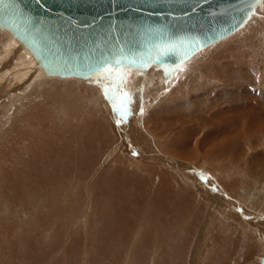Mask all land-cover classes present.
I'll use <instances>...</instances> for the list:
<instances>
[{
	"label": "bare ground",
	"instance_id": "obj_1",
	"mask_svg": "<svg viewBox=\"0 0 264 264\" xmlns=\"http://www.w3.org/2000/svg\"><path fill=\"white\" fill-rule=\"evenodd\" d=\"M6 39L5 37L3 41ZM27 52L30 54L29 58L23 57V54ZM12 56L13 61L25 59L23 63H20L24 67L16 69L18 74L14 78L20 80L23 76L27 77L34 68L33 63L36 62L33 55L27 48L20 47L15 56L14 54ZM221 56L222 54H219L216 58L220 59ZM199 60L196 56L190 63L187 60L188 64L182 74L183 78L187 76L196 81L200 80L201 85L195 86V83L188 81L184 85L181 84L182 89L190 84L192 86L189 90L181 91L179 88L174 90L170 96L172 99L165 102L166 112L171 113L172 110H176L177 101H180L186 92L201 93L205 97L202 100L204 107L212 102L213 107L217 108L218 105V108L214 110L210 106L212 114L208 120H201L199 124H195L194 128L181 127L179 132L174 131L176 134L172 135L167 134L166 130L178 125V122L186 118V115L176 113V117L169 116V118L165 115L162 126L165 133L160 139L161 143L154 142L151 145L148 142L151 138L148 137L142 143L144 146L137 148L143 159L155 160L160 164L158 167H148L150 175L145 176L127 171L124 168L127 160H123L121 155L113 158L112 164L116 168L110 163L94 184L95 191L92 198L98 212L92 216L94 230L90 241L92 250L88 248L85 250L89 261L94 253L96 264H120L127 248L132 247V250L128 249L132 253L125 255L127 258L123 259L128 261L127 264H145L157 244L165 247L168 253L160 264H241L239 259L243 258L248 262L252 258L251 247L245 240L232 239L233 245L228 244L229 235L223 226L225 220L234 218L241 225L245 224V227H259L264 231V209L247 208L237 200L229 198L225 191L235 193L239 188L244 189L247 181L250 182V180L249 178L242 179L243 174L257 176V172L254 173L252 169L248 171L246 165L247 159L256 155L250 153L260 142L264 141V88L260 87L264 83L260 78L259 81L253 77L257 70L252 67L251 62L235 63L232 61L234 63L219 64L211 60L209 64L202 66V63H198ZM40 69L36 71L40 72L36 76H45L46 79L38 84L31 82L30 88L33 91L30 90V93L33 92L35 97L31 94L28 96L31 97L33 103L38 102V97L42 96L46 98V102L41 101V103L34 104L37 106L35 120H38L37 122L33 121L34 113H32L26 118L17 120L18 123L13 124L14 128L11 132L7 129L8 131L3 133L2 141H0L1 188L4 195H7L5 199L9 203L18 206L19 202L26 207L31 204L32 208H35L34 206H38L40 201H45L46 207L50 210L48 217L61 216L64 218L77 213V210L69 206L64 209L63 206L53 208V204L58 200L59 203L63 202L61 199L67 198L64 201L69 200L73 207L79 205V201L75 199L77 191H74L72 195L74 199L70 201L71 186L73 183L81 186L87 176L90 175L91 179L96 176L95 167L99 160H103L99 159V156L111 140L109 134L112 131V125L107 117L100 113L87 115L86 104H96L95 96L87 93V88L74 87L76 83L73 84L75 81L73 82L72 79L48 76L43 68L40 67ZM153 72L155 73L154 69L149 72L147 79L144 77L146 73L139 75L137 72H129L126 74L123 90H126L128 94L127 98L124 96L122 103L116 100V96L103 95V86L109 85L111 79L102 80L97 84L98 91L102 93L101 96L107 100L106 106L114 109L111 103L115 101L116 106L121 109L119 112L112 110L116 117L127 110L134 116V118L131 117L133 119L131 122L135 121V124L139 125V118L134 112L139 103L136 101L137 96L134 92L140 87L141 91H145L146 87L143 83L147 86L149 81H157L156 78L162 71L159 70L156 74ZM250 77L251 80H258L256 83L259 88L250 85V87L243 86ZM233 87H237L238 90L244 89V92H237ZM247 88L249 92L246 91ZM118 91L121 92L120 89ZM151 92L156 98L157 92ZM117 99L120 101L118 96ZM120 117L123 115H119L118 120L121 119ZM5 121L7 122L8 119ZM147 122L149 124L151 120L148 119ZM71 123H75L76 128L73 130H71L73 125H70ZM34 126L35 128L32 129ZM139 127L141 128L140 125ZM197 136L201 138L196 141L195 151L201 160L197 161V164L191 161L195 163L186 164L187 166L183 165V167L185 168L184 174H189L187 176L191 180L203 184L198 193L184 186L181 188L175 175L165 170L164 165L168 166L171 162L174 168L180 169V172L182 171L181 166L168 157L169 162L160 152L164 150L166 153H175V155L179 152L182 157L196 160L198 156L195 155V151H188L187 146L194 148L193 141ZM219 136H222L223 143L216 144L213 148L211 147L212 149H199L200 145H213L216 143V137ZM142 138L140 136V140ZM259 157L263 159V153L253 157V159L256 158L254 162L258 163ZM217 171H220L224 177L238 174L240 178L227 183L225 180L221 181V177L216 178L215 175L218 174H212ZM230 205L233 210L237 211V215L228 212ZM209 206L213 209H209ZM142 209H144L143 217L140 213ZM212 220L214 224L216 223L214 231L209 226ZM37 224L36 231L37 229L41 231L42 228L50 230L52 227V222L47 218L41 219ZM6 232L8 230L0 229V264H46V260L50 257L46 253L50 249L41 246L40 239L27 240L22 244V241L14 242L11 239L2 241V236ZM208 235L210 238L205 245V238ZM72 247L77 251L79 244L73 242ZM190 248L193 252H190ZM39 254L43 257L42 260ZM239 254H241L240 258ZM54 264L60 263L55 262Z\"/></svg>",
	"mask_w": 264,
	"mask_h": 264
},
{
	"label": "rangeland",
	"instance_id": "obj_2",
	"mask_svg": "<svg viewBox=\"0 0 264 264\" xmlns=\"http://www.w3.org/2000/svg\"><path fill=\"white\" fill-rule=\"evenodd\" d=\"M3 37L4 38L6 37L8 40L6 39L5 41H3L4 40ZM0 38H2L0 39V66H1L0 67V114H1L0 115V119H1L0 120V141H2L3 133L7 129L8 130L10 129V132H11V129L14 128L13 124L15 122L18 123L17 120L26 118L32 113H34L33 121L36 120L37 106L34 104L41 103V101L46 102V98H44V96L38 97L39 98L38 102L33 103L32 99H30L31 97L29 98L28 96L30 94L33 96L32 94L33 92L30 93L31 92L30 90H32V88H30V83L34 82L38 84L40 83V81L42 82L46 78L45 76L37 77L38 73L40 74V72H36V71L41 70L40 67L37 65V62L33 63L35 69L33 68L30 71V74L28 73L27 77L23 76L20 80L19 79L17 80V78H14L18 74L17 70H19L20 67H24L20 63H23L25 59L23 60L20 59L17 61L15 60L17 63L16 64L15 61H13L12 59L13 57L12 55L14 54L15 56V53L18 52L20 47H24V46L18 40H16L10 32L6 30L0 29ZM10 39L13 41H11ZM20 44L22 46H19ZM11 50L14 51V53ZM217 52L219 54H222L220 59L216 58V56L219 55ZM27 54L28 52L23 54V57L29 58L28 56H30V54L28 55ZM195 56L199 57L200 62L198 61V63H202V66L209 64L211 60L213 62L216 61L219 64L221 63L224 64V62L225 64H227L228 62L230 63L232 61H234L235 63L251 62L252 67H254L257 70L254 73V76L253 74L252 76L257 79L260 78L261 82L264 83V1H263V4L259 8H257L256 13L250 18V20L246 23V25L242 29L238 30L237 32L233 33L227 38H224L223 40L207 47L206 49L198 52L197 54L194 55V57L193 56L191 57L192 59L190 58L188 60L189 63L190 61L195 59ZM188 61H186L183 64L184 66L182 65L176 72H174L172 76H166L163 70H161L162 73H160L159 77L156 78L157 79L156 82L149 81L147 86L145 83H143L147 90L145 89V91L144 90L141 91L140 90L141 87L138 90L137 89L135 90L134 94L137 96L136 101L139 104H137V108H136L137 110L134 112L137 118H139V125L141 126V128L140 127L138 128L139 125L135 124V121L133 123L131 122V119H132L131 117L134 118V116H132L133 115L132 112L128 113L127 110L122 114L123 117H120L121 119L118 120L119 119L118 116L119 115L122 116V115L119 114L116 117L114 115V112L112 111L114 109H110L108 106H106L107 100L103 99L104 97L101 96L102 93L98 91L97 84H95L93 80L89 82H84L83 80H80L77 78H70L73 80V82L75 81L73 84L76 83L74 87H78L79 89L87 88L86 92L89 93L90 95L95 96L94 98L96 100V104L95 103L92 104L91 101H90L91 104H86L87 115L89 116L90 114L94 115L95 113H100L104 115L105 117H107L109 123L112 125V131L109 134V137L111 138V140L106 145L104 150L101 151V154L99 156V159L101 158L103 160L102 161L99 160V162L97 163L98 165L95 167V169H97V173L95 177L91 179L90 175L87 176V178L84 181L82 180L83 182L81 183L82 184L81 186H79L77 183L76 185H74L75 183L72 184L71 182L72 186H71V193L69 195V198H70V201L71 199H74V196L72 195L74 194V191H77L76 192L77 196L75 199L79 201L78 206L73 207L70 204L69 200L64 201L67 198L61 199L63 200V202L59 203V200H58L57 202L53 204L52 206L53 208L55 206H59V208H62L63 206V209H64L69 206L71 208H74V210L75 209L77 210L76 211L77 213H74L73 215L65 216L64 218H62L61 216L48 217L50 210L48 207H46L47 204L44 203L45 201H40L38 203V206H34L35 208H32L33 205L31 204L29 207H26L25 205L19 202H18V206L14 205V203H9L5 199L7 195H4L2 191V188H1L2 181L0 179V229L8 230V232H6V234L2 236V241H8L9 239H11L14 242L22 241L21 242L22 244L24 241L26 242L27 240H31V239L39 240L40 239L41 246L50 249L46 253V255L50 256L46 260V264H54L55 262H59L60 264H96V258L94 257L95 256L94 253H92L93 258H91L89 261V257L85 253V250L86 248H88L90 251L92 250L91 242H90L92 238L91 236L94 231L93 226H92V216H95L98 212L97 207L95 203L93 202L92 194L95 191L94 184H96L99 175L102 174L103 170L107 166H109L110 163H111L110 165H114L112 164L114 162L113 158H115L117 155H121L123 156V160L125 159L127 160V163H125V161H124L125 164L123 163L124 168L127 171H130V172L133 171L135 172V174H141L145 176L150 175V171L147 170L148 167L149 166L158 167L160 164L158 163V161H155V160L152 161L148 159H143V156L139 153V150H137V148L142 147L143 145L142 143L144 139L146 141L148 137L152 139V140L148 139V142H150L151 145L154 142L161 143L160 139L161 137H163L162 136L163 133H165V129H162V126L164 123L163 118L165 115H167L168 118L169 116L176 117L175 115L176 113L177 114L183 113L186 115V118H184L181 122H178V125L174 126L173 128L167 129L168 131L166 130L167 134L172 135V134H176L177 132H179V129H181V127L185 129L194 128L195 124L196 125L199 124V122L203 119L208 120L210 118V115L212 114V110L209 109L210 106L213 107L214 105V104L212 105V102H210L204 107L202 100H204L205 97H203L201 93L192 94L188 92H186L184 96L181 97L180 101H177L178 104L176 103L177 105L176 110L175 109L172 110L171 113L166 112L165 102L168 99H172L170 98V96L171 94H173V91L177 90L178 88L181 91L189 90L192 86V84H190L186 87H183L184 89L183 90L181 88L182 86L181 84L184 85V83L188 81L193 84L195 83L194 84L195 86L201 85L199 84L200 80L196 81L194 80V78L191 79L187 76H184L183 78L182 72L184 71L183 69L185 68V66L188 64ZM153 69L155 70V73L153 72L154 74L158 73L159 69H156L153 67L148 72H146L144 76L145 79H147V77L149 76V72ZM251 79L252 78L250 77L249 80H246L243 86L246 85L247 87L251 86V87L259 88V85H257L256 83L258 82V80H254V79L251 80ZM191 80H193V82H191ZM109 83L108 84L110 87L112 83L111 82ZM260 87L264 88V85L262 84ZM233 88L237 92H240V91L244 92V89L238 90L237 87H233ZM256 90H259V89H256ZM8 91H12L14 93L8 92ZM122 91L124 90L122 89ZM151 91H154V93L157 92L156 98L154 95H152ZM246 91H248V88L246 89ZM177 94H180V93H177ZM119 95L120 96L118 97L120 98V101L117 98L116 100L122 103L123 101L122 99L127 98V95H125V98H124V95L122 94H119ZM141 95L142 97H140ZM27 99L29 100L27 101ZM208 100H211V99H208ZM111 104H112L111 105L112 108H114L113 102ZM7 108H10V109L7 110ZM213 108L214 110L217 109L218 105H217V108L216 107H213ZM7 119L8 121L6 122L5 120ZM148 119L151 120L149 124L147 122ZM70 125H72L71 130L76 128L75 123H71ZM31 127H28V128L31 129ZM206 127H208V125ZM34 128L35 126L32 129ZM139 129H141V131ZM174 131L175 132L177 131V132L175 133ZM140 136L141 138L143 136L141 140H140ZM199 136H197V138H195L193 141L194 148L193 147L191 148V146H187L189 148L188 151L190 152L195 151V148L197 147L196 141L197 139L200 140L199 138H201ZM223 141L224 140H222V136H219V137H216V143H214L213 145H210V146L200 145L199 149L200 150L212 149L216 144L223 143ZM262 142H263V145H262ZM262 142H260V144L254 148L255 152L253 150V152L250 154L257 155V154L263 153V159L259 157V160H257L259 162L257 163V162H254V160L256 161V158L253 159V157H256V155L253 157L248 156L249 158L247 159V165H246L247 170L249 171L250 169H252L254 173L257 172L256 173L257 176L254 175L255 176L254 177V176H251L250 174H246V175L243 174L241 175L242 179L249 178L248 180H250V182L247 181L246 185L244 186L245 187L244 189L236 188L237 191L235 193H231L229 191L224 190L226 192V195L229 198L237 200L242 205H245L247 208H250V209L254 207L255 208L259 207L260 209H264L263 208L264 207V141ZM160 152H162L163 155H165L164 156L165 159H167L169 162H170L169 158H171L175 162H177L179 166H181V170L183 172L182 171L180 172V169L178 168H174L171 162H170V165L168 166L167 164L164 165L165 170H169L175 175L181 188L182 186H184L185 188L195 190L198 193L200 187H203V184L196 183L193 179L191 180L189 176H187L189 174L187 175L184 174L185 168L183 167V165L192 164L195 162H196L195 164H197L201 160V157L197 155L198 154L197 151H195L194 153L195 155L199 157V159L197 157L198 160L197 159L192 160L188 157L187 158L182 157L179 152H177L176 155L175 153L174 154L171 153L172 155L169 154L168 152L166 153L164 150ZM191 161H195V162H191ZM114 167L116 168L115 165ZM212 174L213 175L218 174L217 175L218 177L216 175L215 177L219 179L221 177L220 180L221 181L225 180V182L227 183L231 182L232 180L235 181L236 179L240 178L239 177L240 175L238 176V174H235V176H225L224 177L220 171H217L216 173H212ZM216 180L220 181L218 179ZM76 187H78V189H76ZM210 208L213 209L211 206H209V209ZM227 210L228 212H232L233 214L235 213V215H237L236 214L237 211L233 210L232 205H230V208ZM143 212H144V209H142L140 212L142 217H143V214H142ZM45 218H47L48 221L52 222V227L50 228V230L49 228H42L41 231H39L38 229L36 231V227L38 225L37 222L39 223L41 219H45ZM215 224L213 220L212 222H209V226L211 227L212 231H214L213 229H215ZM223 227H224L223 229L229 235V237H227V242L229 245H233V243H231L232 239L234 240L242 239V240H245L251 247L250 251L253 253V255H252V258L248 260L249 263L243 258L239 259L241 256V254H239L238 259L239 261L241 260L240 261L241 264H261V259L264 258V237H262V235H264V231H262L261 228L259 227L256 228L253 226L245 227V224L242 223L241 225L240 222L236 221L234 218L229 219L227 221L225 220ZM25 236H26V239H25ZM74 238H78L79 240H75ZM209 238H210L209 235L208 237L205 238V245L207 241L209 240ZM73 242H77L79 244V249L77 251L73 249L72 247ZM193 246L191 248H193ZM161 247L162 245L160 246L159 244H157L152 249L150 257H148L145 264H160L161 262L164 261V259L166 258V255L168 256V253L166 252L165 247L164 248L163 247L161 248ZM191 248H190L191 251L190 250L189 251L193 252ZM128 249L132 250V247L127 248V250L125 251V253L123 254L121 258L120 264L121 262L122 264L128 263L127 260H124L125 258H127L125 257V255L127 254L130 255L132 253V252H129ZM39 257H40V260L43 259V257L40 254H39Z\"/></svg>",
	"mask_w": 264,
	"mask_h": 264
},
{
	"label": "water",
	"instance_id": "obj_3",
	"mask_svg": "<svg viewBox=\"0 0 264 264\" xmlns=\"http://www.w3.org/2000/svg\"><path fill=\"white\" fill-rule=\"evenodd\" d=\"M263 1L0 0V29L48 76L95 84L111 79L115 84L103 86V95L117 98L128 94L121 89L129 72L142 75L154 67L172 76L242 29Z\"/></svg>",
	"mask_w": 264,
	"mask_h": 264
},
{
	"label": "snow or ice",
	"instance_id": "obj_4",
	"mask_svg": "<svg viewBox=\"0 0 264 264\" xmlns=\"http://www.w3.org/2000/svg\"><path fill=\"white\" fill-rule=\"evenodd\" d=\"M101 67H103V65H101ZM113 107H114V111H116V112L121 111V109L116 106L115 101H113Z\"/></svg>",
	"mask_w": 264,
	"mask_h": 264
}]
</instances>
